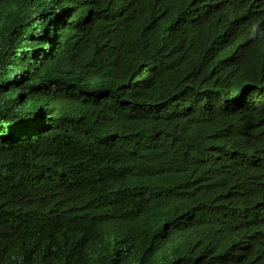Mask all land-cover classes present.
Segmentation results:
<instances>
[{
    "label": "trees",
    "instance_id": "obj_1",
    "mask_svg": "<svg viewBox=\"0 0 264 264\" xmlns=\"http://www.w3.org/2000/svg\"><path fill=\"white\" fill-rule=\"evenodd\" d=\"M0 264H264V0H0Z\"/></svg>",
    "mask_w": 264,
    "mask_h": 264
},
{
    "label": "clouds",
    "instance_id": "obj_2",
    "mask_svg": "<svg viewBox=\"0 0 264 264\" xmlns=\"http://www.w3.org/2000/svg\"><path fill=\"white\" fill-rule=\"evenodd\" d=\"M76 189H78V187Z\"/></svg>",
    "mask_w": 264,
    "mask_h": 264
}]
</instances>
